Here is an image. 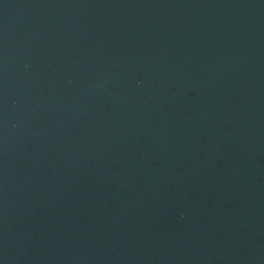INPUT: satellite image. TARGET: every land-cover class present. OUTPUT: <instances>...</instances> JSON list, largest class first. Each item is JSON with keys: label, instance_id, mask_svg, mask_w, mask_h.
Returning a JSON list of instances; mask_svg holds the SVG:
<instances>
[{"label": "water", "instance_id": "95a60500", "mask_svg": "<svg viewBox=\"0 0 264 264\" xmlns=\"http://www.w3.org/2000/svg\"><path fill=\"white\" fill-rule=\"evenodd\" d=\"M0 264H264V0H0Z\"/></svg>", "mask_w": 264, "mask_h": 264}]
</instances>
